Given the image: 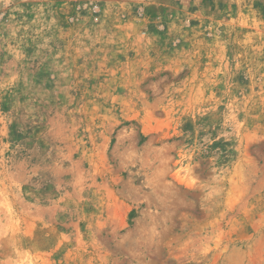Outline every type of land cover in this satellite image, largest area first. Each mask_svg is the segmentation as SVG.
Listing matches in <instances>:
<instances>
[{
    "label": "rangeland",
    "instance_id": "374dc122",
    "mask_svg": "<svg viewBox=\"0 0 264 264\" xmlns=\"http://www.w3.org/2000/svg\"><path fill=\"white\" fill-rule=\"evenodd\" d=\"M0 264H264V0H0Z\"/></svg>",
    "mask_w": 264,
    "mask_h": 264
}]
</instances>
